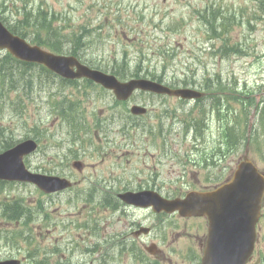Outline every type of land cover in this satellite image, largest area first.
<instances>
[{"label":"rangeland","instance_id":"374dc122","mask_svg":"<svg viewBox=\"0 0 264 264\" xmlns=\"http://www.w3.org/2000/svg\"><path fill=\"white\" fill-rule=\"evenodd\" d=\"M38 1L40 0H6L7 3L13 2L18 7H22L25 2L32 4L33 2ZM42 1H44L46 5L57 9H61L62 7V5H55L58 1H60L61 4H66L68 1H70V3L73 2V5H71L74 7L72 15L76 17L77 21H81V19H79L80 13L77 10V7L80 6L78 0ZM122 1H133V3L130 4L129 10L122 11V16L127 22V26L128 24H131L138 27L140 30L144 31L141 32L142 35L149 39L157 34H160V36L169 34V38H165L163 42H168L169 44L176 46L175 61L174 63L167 65V72L170 76L176 74V77L179 79L189 76L199 82L202 80L204 74L207 75L208 72H218L221 73L223 76L222 79L225 81H233V79L236 78L239 90L246 86L245 83L251 88H256L257 85L264 86V24H259L258 29L255 32H250L246 27L236 25L228 34L231 41H242L249 46L255 47L256 52L254 54L245 56L233 53L229 56H223L222 58L219 54L215 56L212 55L210 47L213 42H216L214 46L218 48L222 44L223 39L221 37L216 38L215 41L209 39L207 33L211 32L210 29H208L206 23L197 19L198 12L204 11L208 5L212 4L215 7L221 6L222 8L229 9L231 12L234 8L251 3V0ZM15 4H11L9 9L14 11L16 9ZM134 4H136L135 7H133ZM142 7L145 9L144 13L146 15L144 19L140 18L139 14ZM155 9H157V15L152 17L153 13H155ZM164 12L168 14L167 17H165ZM92 14L99 15V13ZM162 16H164L163 26L161 27V32H159L156 23L161 21ZM93 18L95 20V17ZM165 19L167 20L164 23ZM90 22L92 21L90 20ZM166 25L174 27L176 31H169L167 29L168 26ZM125 37L127 39L129 38L127 31ZM125 42L126 40L122 38L120 43L116 44V46L106 43L107 51L98 57L104 56V58H107L110 52H114L115 49L123 50V47H126L131 53H133V45L136 47L143 46L141 42L134 44L133 40ZM144 45L148 47L150 46L148 43H145ZM152 48L155 47L152 46ZM158 55L159 54L152 56L153 59L148 62L146 67L149 66L151 69L156 68L160 73L159 69H162L163 62L161 59H158ZM167 61L171 62L170 59H167ZM251 62H253V65L250 64ZM186 71L189 72V75L184 74ZM262 98L264 100V95H262ZM40 99L42 101L39 104L41 110H34L33 106L30 105L27 114L34 117L36 120H41L45 124L44 127L48 128V132L55 136L54 138L45 141L44 145L36 154L37 156L45 154L46 156L44 159L48 160V158H52L58 153H63L67 145H70L71 143L69 142L67 135V128L64 125H61L60 121H56V116L53 115L51 118L49 106L46 103V95H42ZM137 99L142 101V103H149L151 108L149 116L152 122L156 120L155 116H158L162 110L163 103L169 106L171 111L174 108L176 109L177 114L176 117L173 116L174 122L172 123L171 130L168 132L169 140L167 143L170 148L174 149V154H177L178 160L180 157L184 158L187 154H191V151L189 150L193 149V136H185L184 127L179 123V119L193 106L194 103L181 104L176 98L164 99L151 95L139 96ZM109 105L112 107H109ZM95 109L98 111H94ZM89 110H92V112L99 117H115L110 125L109 136L116 142L123 140V133L121 132L120 127L125 120V115H128V112H125V107L123 105H115L113 99L104 104L99 100L98 103L91 105ZM251 111L253 112V109H251ZM14 115L15 114L12 112V108L9 105L0 103V117L8 120V125L16 124ZM168 115H163V119H165V127L169 125L171 120L170 117H167ZM254 119H252L251 113V118L249 119L251 126ZM29 122L31 123V121ZM208 125L209 128L206 130V135L204 136V138H206V148L213 146L217 141L219 134L218 123L215 118L211 117L208 121ZM24 128L25 125L15 131L18 136L25 132ZM130 133L131 138L126 137V139L133 145L124 146L123 150L115 151L112 159H107L105 161H101L102 158L97 155L96 146L99 144L97 140H94L93 145H83L81 151L83 152L82 158L86 163V167L82 176L85 177L87 182L85 185L82 184L78 187L83 190L74 189L59 195L45 196L33 186L15 185L13 187H5L2 189L0 192V203L4 200V197L8 195L19 196L32 207L41 205L45 211L50 214V217L47 223L41 214L37 215L36 219L30 222V227H27L26 234L29 235L28 239H21L14 245L6 241L7 239L10 240L12 237L11 233L8 231H20L23 228V225L18 221L4 220L0 215V228L5 229L0 231V259L24 257L26 260L25 264H34L31 261L32 258L30 261L26 259V254L32 251L34 246H40L43 251H46L50 255V264H58L56 262H62L63 264H82L84 262L87 264H99L101 260L103 261L107 249L104 238L105 213L103 210L99 211L98 206L94 203L87 202L84 198L86 193L93 188V185L96 187L94 184L95 182H99L105 178L110 179L112 172H114V175L115 173H118V175L122 176V178L115 180L117 184L121 182L123 184L139 185L151 181V179H147L145 176L150 174L152 170H158L162 174V178L158 179V181L161 182V187L164 192H167L166 190L168 188L172 189V191H180L181 189L182 191H188L191 189L190 187L193 185V180L196 179V173L192 172V170H195L194 167L189 169V175L182 183L176 182L179 167L175 166L177 168V172H175L176 169L171 166V161L166 159V156H163L162 153L157 150L159 145L162 144L160 137H158V135L152 137L150 134L142 132L141 130H130ZM252 134L260 136L261 146L264 147V129L262 127H259L258 130L253 129ZM19 137L21 138L23 135H20ZM58 144L63 145L58 146ZM254 145H256V143L250 147V155L255 160L253 152ZM77 146L80 147V143H78ZM127 149H129L130 152L124 154V151ZM242 149H244V147ZM194 156L196 155L191 154V157ZM231 156L232 154H229V156L223 159L221 163L230 161L234 162L235 160H232ZM34 159L35 162L39 160L38 157ZM69 168L73 170L71 161ZM70 169L66 168L65 172H69ZM196 170H198V173L195 183H198L199 186L206 185L207 180L204 175L208 172L205 173L203 169H198L197 167ZM170 171H172L171 175ZM221 171L222 170H220L219 167H216L212 170L211 174L212 176H216ZM74 175L75 179L80 177L75 171ZM96 199L97 201L100 200L101 196H97ZM99 216H102V218ZM157 218L158 216L154 215H149L147 218L148 225L151 226V229L153 227L152 224H155V229L160 223L165 222V219L160 217V222L157 224ZM96 223L99 224V228L103 235L101 239L96 238V235L91 231V227L96 225ZM191 223L192 222H187L186 224ZM203 233L204 231L198 232L199 235H202ZM260 238L259 247L264 253V221L260 229ZM171 241L172 242L169 241V246H167V248L172 246L175 250V253L172 255L171 264H195L194 261H191L188 258L190 254L189 247H192L197 254L199 252L198 242L194 240V237L193 239L185 240L183 242L179 240L175 241L173 239H171ZM54 248H58L59 252H52V249ZM112 255H114L113 252L111 256ZM131 262H133L132 259L125 258L122 259L121 264H130ZM110 264L118 263L114 260L110 261ZM166 264H170V261H166ZM261 264H264V261H262Z\"/></svg>","mask_w":264,"mask_h":264},{"label":"water","instance_id":"95a60500","mask_svg":"<svg viewBox=\"0 0 264 264\" xmlns=\"http://www.w3.org/2000/svg\"><path fill=\"white\" fill-rule=\"evenodd\" d=\"M69 61L67 58H53L47 60V63L54 66H65ZM85 73L105 85L115 84V82L110 80H102L96 73L93 74L89 71ZM136 86L184 98L200 96V93L190 89L172 90L159 83L141 80L131 81L123 85L119 89L120 98H126ZM134 111L140 112L143 109L136 107ZM24 147L27 149L29 146L25 144ZM23 152H25V149L19 146L0 155V178H11L16 167L18 177L33 180L47 191L56 190L68 185L66 181L57 178L22 173L19 168V158ZM240 175H244L242 183L248 181L247 189L237 190L231 194L228 193L223 200L221 197L222 193H191L185 200L177 199L168 202L167 209H178L182 214L205 215L209 218L208 246L203 264H229V262L238 264L236 260L237 256L246 255L251 247L254 237V223L259 214L264 186L261 183V177L251 167ZM237 178H239V175ZM124 197L128 201H140V199H136L130 194H126ZM0 264L17 263L14 260H9L0 262Z\"/></svg>","mask_w":264,"mask_h":264},{"label":"trees","instance_id":"16d2710c","mask_svg":"<svg viewBox=\"0 0 264 264\" xmlns=\"http://www.w3.org/2000/svg\"><path fill=\"white\" fill-rule=\"evenodd\" d=\"M220 8H221V7L211 8V12H212V14L215 13L216 11H221ZM214 22H215V20H214ZM214 22H213V23H214ZM154 77H155V76H154ZM159 79H160V78H159ZM208 89H210V88L208 87ZM214 105H215V104H214ZM214 109H217V111H218V108H217V107H214ZM218 113H219V111H218Z\"/></svg>","mask_w":264,"mask_h":264},{"label":"bare ground","instance_id":"6f19581e","mask_svg":"<svg viewBox=\"0 0 264 264\" xmlns=\"http://www.w3.org/2000/svg\"><path fill=\"white\" fill-rule=\"evenodd\" d=\"M224 193V192H223Z\"/></svg>","mask_w":264,"mask_h":264},{"label":"flooded vegetation","instance_id":"af4514ba","mask_svg":"<svg viewBox=\"0 0 264 264\" xmlns=\"http://www.w3.org/2000/svg\"><path fill=\"white\" fill-rule=\"evenodd\" d=\"M114 237V236H113Z\"/></svg>","mask_w":264,"mask_h":264}]
</instances>
